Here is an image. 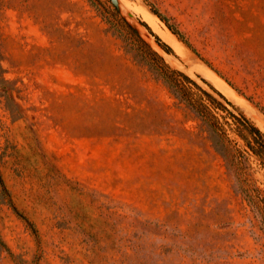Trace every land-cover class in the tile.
Returning a JSON list of instances; mask_svg holds the SVG:
<instances>
[{
	"label": "rangeland",
	"instance_id": "374dc122",
	"mask_svg": "<svg viewBox=\"0 0 264 264\" xmlns=\"http://www.w3.org/2000/svg\"><path fill=\"white\" fill-rule=\"evenodd\" d=\"M141 1L194 50L158 16L182 53L142 40L110 0H0V264H264L262 148L232 118L264 134V0Z\"/></svg>",
	"mask_w": 264,
	"mask_h": 264
},
{
	"label": "trees",
	"instance_id": "16d2710c",
	"mask_svg": "<svg viewBox=\"0 0 264 264\" xmlns=\"http://www.w3.org/2000/svg\"><path fill=\"white\" fill-rule=\"evenodd\" d=\"M152 11L166 24L167 28L171 31V33H173L179 40H181L183 43H185L188 47L193 49L192 46L190 45V43L185 38V35L180 31L178 26L171 21V19L169 17H166L165 15L159 13L156 9H152ZM143 24H144V26H146V28H148L145 23H143ZM155 40L166 53H168V54L173 53L171 47H169L167 44L161 42L157 36H155ZM145 54L154 63V65H152V66H153L155 73L167 84V86L171 90H173V92L182 101L187 103L199 115V117H201L203 120H206V121H208L209 118L213 117L211 114L210 108L206 103H204V102H199L197 104L196 103H190V98L188 95L189 93L186 90L185 86L181 83L180 78H182L183 81L189 82L192 85H194L197 89L202 91L203 94H205L207 96V100L209 101L210 104H212L213 106L216 105V100L205 89H203L196 81H194L186 72H184L182 70H178V69H173L167 63H165L163 57L161 55H159L152 47L148 46ZM2 90L3 89L1 88V84H0V96H2V94H5V92ZM212 90H214V92H216V94H218V96L222 97V95L220 93H218L217 91H215V89H212ZM259 108L262 109L261 107H259ZM232 118L235 122H237L240 125V127H243V130L248 131V133H250L252 135L253 139H255L257 142L260 143V146L262 148V153H261L262 155L261 156L264 158V134L262 133V131L257 126H255L251 121L246 119L245 117H241V120H240L236 116L232 115ZM238 134L240 135L242 133L238 132ZM240 136H241V138H243V140H245V144L247 145V147L254 151V146L252 145L250 140L246 139L245 137H242V135H240ZM0 184L3 188V190L5 191L6 189H5V185L3 183L1 174H0ZM243 193L247 196L249 202L252 204V201H251L250 197L247 195L246 190H243ZM10 204H11L13 210L19 216L22 217L21 213H19V211L13 205L12 201H10ZM22 218L30 226L33 233L35 234V237L38 238L37 230H36L35 226L33 225V223H31L28 219H26L24 217H22ZM34 264H37V262H35Z\"/></svg>",
	"mask_w": 264,
	"mask_h": 264
},
{
	"label": "bare ground",
	"instance_id": "6f19581e",
	"mask_svg": "<svg viewBox=\"0 0 264 264\" xmlns=\"http://www.w3.org/2000/svg\"><path fill=\"white\" fill-rule=\"evenodd\" d=\"M123 4L131 11V13L146 23L152 30L155 36H158L163 41L169 43L177 53H182L180 43L177 42L175 37L163 27L157 16L149 11L141 0H121ZM186 48V47H185ZM203 66V65H202ZM208 72L213 75L214 83L227 95L232 96L238 101H243L229 86H227L221 79H219L213 72L203 66Z\"/></svg>",
	"mask_w": 264,
	"mask_h": 264
},
{
	"label": "water",
	"instance_id": "95a60500",
	"mask_svg": "<svg viewBox=\"0 0 264 264\" xmlns=\"http://www.w3.org/2000/svg\"><path fill=\"white\" fill-rule=\"evenodd\" d=\"M112 5L116 8V11L120 15V17L126 21V23L129 25L131 29L134 30L136 35L141 38L142 40H146L145 38H150V34L146 32L143 23H140L136 17L131 13V11L123 4L121 0H110ZM145 27V28H144ZM148 29V28H147ZM146 43L149 45V47H152V44L149 41H146ZM155 43L158 47L161 48V46L156 42ZM162 49V48H161ZM163 50V49H162Z\"/></svg>",
	"mask_w": 264,
	"mask_h": 264
}]
</instances>
